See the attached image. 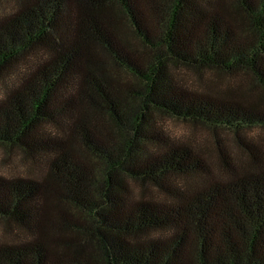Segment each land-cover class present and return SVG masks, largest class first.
Wrapping results in <instances>:
<instances>
[{
	"label": "trees",
	"instance_id": "trees-1",
	"mask_svg": "<svg viewBox=\"0 0 264 264\" xmlns=\"http://www.w3.org/2000/svg\"><path fill=\"white\" fill-rule=\"evenodd\" d=\"M178 67L246 73L264 97V0H15L0 15V145L46 166L0 176V218L31 235L0 243V264H264V156L239 141L254 168L221 155L220 181L159 123L239 138L264 128L263 102L242 82L190 89Z\"/></svg>",
	"mask_w": 264,
	"mask_h": 264
},
{
	"label": "rangeland",
	"instance_id": "rangeland-1",
	"mask_svg": "<svg viewBox=\"0 0 264 264\" xmlns=\"http://www.w3.org/2000/svg\"><path fill=\"white\" fill-rule=\"evenodd\" d=\"M14 5L15 0H0V15L11 11ZM111 73L121 83L135 82L133 78L116 68H112ZM174 74L184 86L212 94H219L234 83L242 82L247 94L258 97L264 105L263 94L254 86L251 78L246 73L229 76L207 68L197 70L178 67L174 69ZM11 80L8 78L7 83ZM4 85L5 83L0 82V96ZM159 123L163 131L172 138L189 142L196 150L200 151L206 158V164L210 171L209 175L220 179V181L228 179L230 176L229 169L225 167L221 155H224V160L228 165L233 166L234 170L245 171L254 168L251 164L250 151L242 146L239 141L248 145L254 153L264 156V128L247 129L239 132L240 137L238 138L233 131L213 130L169 117H159ZM261 165L264 166V158L261 159ZM45 172L46 166L41 159H35L24 154L18 147L0 145V176L6 178L21 177L40 181ZM201 178L200 176H194L189 180L196 185L201 182ZM144 188H146L147 195L152 194L156 198L162 196L152 187H143L139 184L133 186V190L137 194ZM30 238L31 235L27 230L18 226L15 222L0 218V243L20 244Z\"/></svg>",
	"mask_w": 264,
	"mask_h": 264
}]
</instances>
